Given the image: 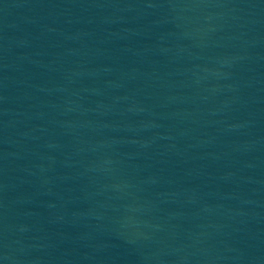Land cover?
Instances as JSON below:
<instances>
[{"label":"water","instance_id":"1","mask_svg":"<svg viewBox=\"0 0 264 264\" xmlns=\"http://www.w3.org/2000/svg\"><path fill=\"white\" fill-rule=\"evenodd\" d=\"M182 0H0V264H202Z\"/></svg>","mask_w":264,"mask_h":264}]
</instances>
